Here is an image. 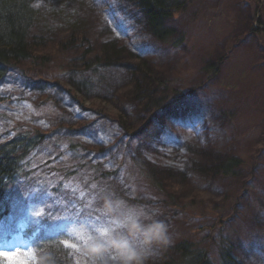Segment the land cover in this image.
Masks as SVG:
<instances>
[{
    "label": "trees",
    "instance_id": "obj_1",
    "mask_svg": "<svg viewBox=\"0 0 264 264\" xmlns=\"http://www.w3.org/2000/svg\"><path fill=\"white\" fill-rule=\"evenodd\" d=\"M34 1L0 0V82L14 78L19 84L18 89L0 96V108L11 109V100L22 98L29 91H38L41 95L39 102L30 101L38 115L33 113L31 119L26 120L0 119L3 120L0 133V240L7 243L22 234L33 246L52 251L58 264H74L68 249L64 251L63 245V249H54L56 242L50 244L59 227L54 214L63 209L66 198L79 190L72 180L76 178L81 182L88 171H92L94 176L89 175L92 182L84 183V187L88 189L95 185L97 196L105 189L132 204L146 205V192L159 194V204L174 211L172 215L168 210L162 211L161 218L169 225L176 221L178 214H185L189 221L194 219L203 230V243L206 241L213 250L210 252L201 242L174 240L173 246L149 264H246L238 253L247 254L244 244L225 232L242 197L232 200L226 196L228 204L210 202L209 210L197 213H188L186 208L190 202L199 203L204 194L197 183L194 186L199 193L188 191L193 178L198 183L200 179L207 180L208 186L217 182L229 190L232 184L239 183L245 164L236 151L220 150L209 137L205 140L207 145L202 143L193 147L188 141L189 144L180 143V139L172 134L170 121L188 119L190 94L183 86H177L169 73L156 66L158 52L152 48L160 45L177 50L184 44L185 34L175 20L176 14L183 11L187 3L181 0H120L124 3L123 8L133 10L135 17L140 16L137 21L141 26L140 41L134 46L138 51L134 55L135 51L131 52L126 45L112 43L98 48L88 40L86 32L79 31L80 23L77 22L78 31L69 32L66 38L52 46L48 33H38L40 12ZM256 1L253 21L259 25H251V32L260 33L259 26L264 23L261 19L264 0ZM226 59L227 55H222L217 64L206 62L202 71L209 77L218 75L219 65ZM131 61L135 64H130ZM113 67H124L128 81L115 93L106 91V98L95 96L92 89L97 87L96 80L101 78L104 70ZM80 76L83 77L80 79ZM199 87L191 92H197ZM62 92L70 99L65 110L76 111L72 113L74 117L71 115L73 121L47 116L48 104L44 101L50 100L51 94ZM88 98L99 99L100 103L87 105L84 100ZM107 100L113 104L112 111L105 108L109 103ZM73 102L76 104L71 105ZM94 119L97 123L104 121L116 127L119 134L103 137L102 132L93 127ZM223 125L224 122L219 127ZM64 131L69 133L61 134ZM71 135L77 139H68ZM45 144L69 152V159L63 162L61 157L65 153L60 151L57 156L52 154L51 160L38 164V152ZM146 154L149 162L145 159ZM188 155L192 160L187 167H182L179 163L186 161ZM107 164L112 167L110 170L101 169ZM129 170L130 174L133 171V180L147 184L145 192H139L137 196L132 194V198L126 196L130 187ZM185 190L188 195L183 194ZM44 195H49L51 207L40 215L37 228L34 229L28 219L22 224L17 210L29 206L32 198ZM98 201L94 202L100 205V199ZM229 201H233V206ZM226 206L231 208V214H224ZM209 226L213 230H208ZM210 236L218 239L210 240ZM0 264H5L2 256Z\"/></svg>",
    "mask_w": 264,
    "mask_h": 264
},
{
    "label": "rangeland",
    "instance_id": "obj_2",
    "mask_svg": "<svg viewBox=\"0 0 264 264\" xmlns=\"http://www.w3.org/2000/svg\"><path fill=\"white\" fill-rule=\"evenodd\" d=\"M181 1L187 5L183 11L176 14L175 21L185 34L184 44L180 45L177 50L160 45L152 48L158 52L156 66H160L161 70L169 73L176 85L183 86L187 90L186 93L190 94L189 108L186 113L188 119L170 121L172 134L180 139V143L188 141L190 144H187L193 147L202 143L207 145L205 140L209 137L215 141L220 150L236 151L245 160L239 183L232 184L229 190L223 189L217 182L208 186L207 180L200 179L198 183L193 178L188 191L194 190L199 193L201 190L204 194L199 203L190 202L189 206L187 205V212L197 213L196 211L209 210L210 202L220 203L221 201L228 204L225 200L226 196H230L232 200H235L237 196L239 199L242 197L235 208L236 212L233 211L230 226L225 232L244 244L247 254L240 251L238 253L246 264H264V23L259 26L262 30L260 33L251 32V25H259L253 21L257 10L256 0ZM36 4H39V7H35L40 12L38 33H48L52 46L66 38L69 32L77 30L79 27H75L77 22L80 23L79 31L86 32L88 40L98 48H104L113 43L117 46H128L132 49L131 52L135 51L134 55L138 52L134 46L140 41L138 32L141 26L137 23L140 16L135 17L133 10L123 8L124 3L120 0H35L34 5ZM261 19L264 21V16ZM222 55H227V59L219 65L218 75L209 77L202 71L206 62L211 61V64H217ZM127 62L129 63L128 60ZM130 64L135 63L131 61ZM120 68L113 67L103 71L101 78L96 80V89H92L95 96L106 98V91L115 93L128 81L129 76L125 68ZM82 77L80 76V79ZM14 80V78H7L0 82V96L4 97L18 89L19 84H16ZM198 87L201 89L195 93L191 92L193 88ZM40 99L41 95L38 91H29L22 98H13L11 109L0 108V115H2L0 119H31V115L36 113L32 102H39ZM44 102L48 104L46 111L50 119L57 117L73 121L71 115L76 111L69 108L65 110L70 99L64 92L51 94L50 100ZM84 102L87 105H94V103L99 104L100 100L88 98ZM73 104L76 103L73 102L71 105ZM105 108L112 111L113 104L109 102ZM183 109L187 110L186 107ZM223 122V127H219ZM92 125L98 128V132L99 130L102 132L103 137H114L119 134L116 127L104 121L97 123L94 119ZM2 131L3 120L0 121V133ZM71 132L74 131L71 130ZM66 133L69 132H61V134ZM74 137L76 136L71 135L67 138L77 139ZM47 146L48 144H45V147L38 152L39 156L36 159L38 164L43 160H51L52 154L57 156L60 151L65 153V156L61 157L63 162L69 159V152L60 147ZM145 156L146 161L149 162L148 154ZM185 160L178 163L182 167H187L192 158L188 155ZM110 161L115 163L113 160ZM111 168L107 164L101 169L108 171ZM89 175L94 176L92 171H88L81 182L76 178L72 180L75 188L79 187V190L70 198H66L63 209L55 212L57 215L54 214V220L59 226L55 237L50 240L51 245L52 242H56L54 249H63L59 241L68 234L69 228L73 225L84 224L90 227L105 225V219L98 210L99 204L94 202H99L100 195L97 196V187L95 185H90L88 189L84 187V183L92 182ZM132 175L133 171L130 174L129 170L131 178L129 179V192L128 195L126 194L128 198H132V194L137 196L139 192H145L147 189V184L137 179L133 180ZM195 175L194 173V177ZM195 183L200 184L198 185L199 190L194 186ZM185 193L188 195L186 190L183 194ZM158 198L159 194L146 192L144 198L146 205L144 206L148 209L159 208L164 212L167 211L168 207L160 205ZM229 203L233 206V201ZM49 207H51L50 197L44 195L32 198L29 206L20 207L17 210V215H20L22 224L24 221L28 222V219L35 229L40 215ZM210 210L213 211V208L210 207ZM168 213L172 215L174 211L169 209ZM225 213L231 214V208L226 206ZM185 218V214H178L176 221L170 223V232L174 240L187 239L203 243L204 236L201 226L194 219L189 221ZM208 230H213V228L209 226ZM210 237V240L218 239L217 236ZM204 242L208 250L213 252L212 247H209L206 241ZM29 247H33L31 240L25 239L21 234L16 235L7 243L0 240V250L6 253L2 256L5 264H19L12 253ZM65 249L69 250L74 260V250L65 247L64 251H67ZM163 252L164 250L158 252L154 258H160Z\"/></svg>",
    "mask_w": 264,
    "mask_h": 264
},
{
    "label": "clouds",
    "instance_id": "obj_3",
    "mask_svg": "<svg viewBox=\"0 0 264 264\" xmlns=\"http://www.w3.org/2000/svg\"><path fill=\"white\" fill-rule=\"evenodd\" d=\"M99 212L110 222L101 227L73 225L61 238L74 250V264H149L174 244L159 208L132 204L112 191L100 190ZM6 253H0V256ZM19 264H58L52 251L29 247L12 253Z\"/></svg>",
    "mask_w": 264,
    "mask_h": 264
},
{
    "label": "snow or ice",
    "instance_id": "obj_4",
    "mask_svg": "<svg viewBox=\"0 0 264 264\" xmlns=\"http://www.w3.org/2000/svg\"><path fill=\"white\" fill-rule=\"evenodd\" d=\"M35 6H36V7H39V4H36ZM101 215H102V214H101ZM102 217L105 219V225L108 224V223H110V222L107 220L106 217H104L103 215H102ZM64 246L67 247V248H70L67 244H65Z\"/></svg>",
    "mask_w": 264,
    "mask_h": 264
}]
</instances>
